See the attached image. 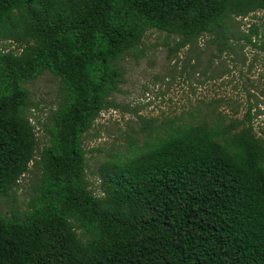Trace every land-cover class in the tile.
<instances>
[{
    "label": "trees",
    "instance_id": "1",
    "mask_svg": "<svg viewBox=\"0 0 264 264\" xmlns=\"http://www.w3.org/2000/svg\"><path fill=\"white\" fill-rule=\"evenodd\" d=\"M258 10L264 0H0V197L34 174L24 206L0 213V264H264V140L249 107L227 123L167 120L99 164L97 191L82 146L146 31L174 35L168 52L206 34L219 56L241 47L235 18ZM256 34L239 37L255 46ZM44 70L58 90L37 149L24 84Z\"/></svg>",
    "mask_w": 264,
    "mask_h": 264
},
{
    "label": "rangeland",
    "instance_id": "2",
    "mask_svg": "<svg viewBox=\"0 0 264 264\" xmlns=\"http://www.w3.org/2000/svg\"><path fill=\"white\" fill-rule=\"evenodd\" d=\"M235 20L231 33L237 39L233 43L241 47L219 56L206 44V34L192 46L168 52L176 37L148 30L137 48L140 55L119 60L123 81L110 97L116 107L101 111L82 138L90 188L97 191L96 170L102 161L143 149L167 120L174 125L218 118L227 123L241 118L249 107L253 130L264 140V10ZM251 25L257 29L251 37L255 46L239 37ZM24 86L35 105L30 119L40 149L46 143L40 123L55 107L58 79L44 70ZM33 180L34 174L25 173L13 193L0 197L1 214L9 215L13 204L24 206Z\"/></svg>",
    "mask_w": 264,
    "mask_h": 264
}]
</instances>
